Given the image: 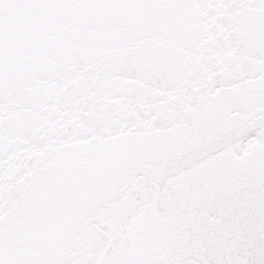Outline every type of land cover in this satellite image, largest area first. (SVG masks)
Returning <instances> with one entry per match:
<instances>
[{
    "label": "snow or ice",
    "instance_id": "obj_1",
    "mask_svg": "<svg viewBox=\"0 0 264 264\" xmlns=\"http://www.w3.org/2000/svg\"><path fill=\"white\" fill-rule=\"evenodd\" d=\"M0 264H264V0H0Z\"/></svg>",
    "mask_w": 264,
    "mask_h": 264
}]
</instances>
